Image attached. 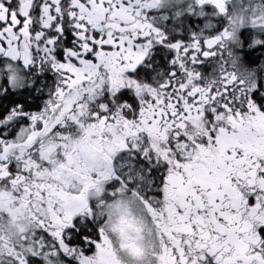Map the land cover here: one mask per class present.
I'll use <instances>...</instances> for the list:
<instances>
[{
	"label": "snow or ice",
	"instance_id": "1",
	"mask_svg": "<svg viewBox=\"0 0 264 264\" xmlns=\"http://www.w3.org/2000/svg\"><path fill=\"white\" fill-rule=\"evenodd\" d=\"M0 264H264V0H0Z\"/></svg>",
	"mask_w": 264,
	"mask_h": 264
}]
</instances>
